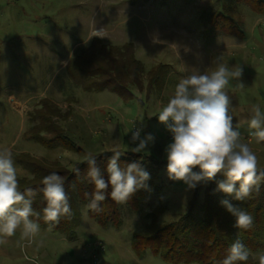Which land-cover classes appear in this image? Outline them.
Returning a JSON list of instances; mask_svg holds the SVG:
<instances>
[{
  "label": "rangeland",
  "instance_id": "374dc122",
  "mask_svg": "<svg viewBox=\"0 0 264 264\" xmlns=\"http://www.w3.org/2000/svg\"><path fill=\"white\" fill-rule=\"evenodd\" d=\"M224 6L231 7L230 0H0V150H11L14 160L28 155L47 167L71 168L89 153L135 154L129 148L134 127L143 126L142 136H155L147 152L136 153L152 183L139 215L124 210L119 229L101 228L80 204L75 240L42 227L24 240L17 230L2 238L0 264H168L148 250L141 258L131 250L132 235L150 222L146 214L161 200L157 223L175 221L191 202L197 212L207 188L213 199L222 192L214 193L215 181L188 189L168 179L164 147L171 139L156 116L182 77L211 72L218 57L230 69H243L241 80H230L226 88L230 113L264 170V141L258 143L248 127L253 105L264 111V14L238 4L233 19L242 36L207 34L209 15ZM97 29L103 38L93 35ZM98 41L116 49L128 45L143 69L141 88L130 86L122 98L74 82L77 65L94 57L96 52L87 53ZM110 58L111 69L120 66L118 56ZM159 65L167 67L163 84L147 91V75ZM57 131L78 151L53 149ZM15 166L18 178L29 176ZM258 255L251 260L258 261Z\"/></svg>",
  "mask_w": 264,
  "mask_h": 264
},
{
  "label": "clouds",
  "instance_id": "9594fccd",
  "mask_svg": "<svg viewBox=\"0 0 264 264\" xmlns=\"http://www.w3.org/2000/svg\"><path fill=\"white\" fill-rule=\"evenodd\" d=\"M93 35L103 38V30L97 29ZM242 72L240 66L230 69L218 57L217 66L211 72H195L182 77L156 117L171 135V141L164 147L168 179L182 181L188 189L215 181L214 193L222 192L232 198L222 199L219 203L234 217V227L248 230L253 224L252 216L232 200L245 201L253 191H259L264 170L259 167L258 158L249 145L242 142L239 127L234 125L230 113L231 98L226 88L230 80H241ZM248 127L255 130L250 135L258 143L264 141V111L259 105H253ZM143 131V126L131 130L130 145L134 146L129 148L132 153H145L155 142L152 133L142 136ZM124 154L113 150L103 170L96 156L89 153L85 157V179L94 189L85 193L88 198L83 206L85 214L87 211L101 213L102 203L108 198L124 204L138 190H149L150 173L140 161L121 167L118 161ZM75 173L79 176L80 169L76 168ZM218 175L223 179L217 180ZM40 183L41 187L21 191L11 150H0V243L4 242L2 238L16 235L17 230L24 240H31L39 234L37 221L41 213L33 208L37 195H42L46 204L42 218L49 230L62 218L73 216L70 197L64 187L65 178L51 172ZM249 259V249L236 239L217 264H247ZM258 264H264V254L258 255Z\"/></svg>",
  "mask_w": 264,
  "mask_h": 264
},
{
  "label": "trees",
  "instance_id": "16d2710c",
  "mask_svg": "<svg viewBox=\"0 0 264 264\" xmlns=\"http://www.w3.org/2000/svg\"><path fill=\"white\" fill-rule=\"evenodd\" d=\"M230 3L231 7L224 6L221 12H212L209 15L207 30H205L207 34L242 36V32L233 19L238 4H246L255 13L264 14V0H230ZM95 44L96 46L93 45L87 53L96 52L94 57L85 58L84 62L77 65L76 73L73 74L76 84H89L87 90L91 87L97 90L108 89L122 98H126L130 93V86L141 88L143 69L141 63L134 58L133 51L128 50V45L116 49L99 41ZM112 55L118 56L121 61L120 66L118 64L119 67L115 66V69H111ZM112 74L115 75L112 76ZM166 75L167 67L161 65L149 72L147 91L154 85L161 86ZM56 134L51 137L55 142L52 145L53 149L78 151L63 132L57 131ZM111 155L110 152L96 155L97 163L102 170L105 169ZM84 161L73 164L71 168H65L47 167L40 160L28 155H21L14 160L15 164L29 174V176L18 178L21 191L28 187H41L42 178L51 172H57L65 178L64 187L70 197L73 216L62 218L51 231L63 235L67 241L76 239L75 230L80 224V204L85 205L88 201L85 193H91L94 190L93 185L85 179L87 164ZM136 161H140L144 168L141 155L136 153L130 154L127 158L120 157L118 163L124 167ZM76 168L80 169L79 176L75 173ZM147 184L150 190L151 181H147ZM226 198L232 199L224 193L218 199H213L211 187H209L196 213H194V203L191 202L188 210L177 220L162 224L157 223V214L160 213L158 209L164 204L159 200L156 206L157 211L155 209L146 214L150 220L146 228L132 235L131 250L138 258H141L148 250L168 264H217L226 256L231 243L240 239L250 251L247 264H258V261L251 260V255L264 253V181H261L259 191H253L245 201L232 200L234 204L252 216L253 224L248 230H239L234 227V217L219 203ZM144 199L145 189H140L127 203L118 204L108 198L102 203L101 213L87 211V215L101 228L119 229L123 223L122 212L125 210L129 214L139 215L143 210L141 204ZM45 206L42 195H37L33 202L34 210L41 213V218L37 222L40 227L49 229L42 218V210Z\"/></svg>",
  "mask_w": 264,
  "mask_h": 264
},
{
  "label": "built area",
  "instance_id": "2783aa9c",
  "mask_svg": "<svg viewBox=\"0 0 264 264\" xmlns=\"http://www.w3.org/2000/svg\"><path fill=\"white\" fill-rule=\"evenodd\" d=\"M170 139H171V135H170V137H169Z\"/></svg>",
  "mask_w": 264,
  "mask_h": 264
},
{
  "label": "crops",
  "instance_id": "0c3cea01",
  "mask_svg": "<svg viewBox=\"0 0 264 264\" xmlns=\"http://www.w3.org/2000/svg\"><path fill=\"white\" fill-rule=\"evenodd\" d=\"M121 97V96H120Z\"/></svg>",
  "mask_w": 264,
  "mask_h": 264
}]
</instances>
